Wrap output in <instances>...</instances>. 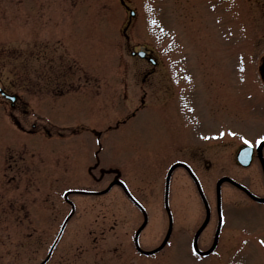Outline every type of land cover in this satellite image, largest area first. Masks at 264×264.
<instances>
[{
  "label": "rangeland",
  "instance_id": "obj_1",
  "mask_svg": "<svg viewBox=\"0 0 264 264\" xmlns=\"http://www.w3.org/2000/svg\"><path fill=\"white\" fill-rule=\"evenodd\" d=\"M126 1L135 9L129 45L122 33L128 12L120 0H0V86L20 94L29 110L13 116L0 96V264H40L71 202L74 210L44 264H264V206L231 184L224 185L230 203L223 242L201 259L191 254L188 241L205 211L196 201L193 216L194 204L185 194L194 185L183 169L176 170L173 182L172 200L180 212L174 246L151 256L139 253L133 240L142 212L120 185L109 187L118 175L146 206L138 242L143 249L157 247L168 225L161 210L167 164L159 156L165 136L173 138L177 128L172 110L163 114L145 105L117 124L141 101V75L133 70L142 58L130 54L139 43L158 49L164 63L181 64L188 81L194 65H215L209 80L224 90L229 110L199 121L198 127L206 128L199 135L214 138L223 129L231 142L221 147L223 157H217L218 148L211 150L217 167L204 174L206 189L214 194L213 180L225 172L264 192L257 162L244 168L235 159L241 137L264 135V90L255 70L259 56L251 22L261 6L241 2L249 16L241 19L238 0H230L229 8L223 0ZM261 26L264 33V21ZM150 101L162 103L156 96ZM168 102L172 105L173 97ZM31 123L83 128L49 137L29 133ZM145 147L153 151L146 158ZM226 162L228 169L219 167ZM68 190L75 191L65 197Z\"/></svg>",
  "mask_w": 264,
  "mask_h": 264
},
{
  "label": "flooded vegetation",
  "instance_id": "obj_2",
  "mask_svg": "<svg viewBox=\"0 0 264 264\" xmlns=\"http://www.w3.org/2000/svg\"><path fill=\"white\" fill-rule=\"evenodd\" d=\"M262 8L261 13L252 16L251 22L253 23V28L255 33L253 36V46L255 47L254 55L259 56V61L255 64L256 69L260 73L261 82H259L261 87H264V49L261 47L262 40L264 39V33L261 32L262 22L264 21V0H255ZM241 0H238L240 5ZM223 3L227 8L231 6L230 0H223ZM244 9V8H243ZM241 19H249L246 16L245 10ZM242 29V26H241ZM242 35V34H241ZM127 39L130 40V37ZM128 40V45H129ZM133 49L145 50L146 55L142 57V60L138 64L134 65V73H139L140 80L138 82L141 91V104L143 107L145 101V110L149 108H155V106L160 109L163 114H168L173 111V117L176 120L175 128L176 132L173 138L169 135L165 136L166 145L162 152H160L159 161L167 164L161 177L162 182V192H161V210L167 217L168 227L171 226L169 232V240L174 246L173 235L175 233L176 222H180L178 216L180 214L179 208H177L172 200L173 196V182L176 170L183 169L188 177L191 179L194 189L185 194L186 198L190 197L194 206H191L192 214L194 217L197 216L196 203L199 201L205 211V217L200 224L196 223L192 229V236H190L188 244L198 245L200 248H206L213 244L215 241V246L218 247L223 242L222 235L225 228L228 226L229 221V210L227 200L224 194V185L231 184L230 181H221L218 185V180L224 176L229 175L228 173H221L213 180L215 185L214 194L207 191L205 186V173L213 171L217 167L216 160L211 152L214 148H218L221 151V156L223 157V151L221 147L229 146V139L224 136V130L218 129V134H215L214 138L204 137L199 135V133H204L206 128H199V121L202 122L206 120L209 116H213L216 113H226L228 108V102L225 100V96L222 95L224 90L219 86L211 85L210 78H213L212 72L214 71L215 65H194L193 75L188 81L182 70V65L176 63L174 65L164 63L161 55L156 53L154 49L145 44H134ZM254 50V49H253ZM223 71V70H222ZM137 73V74H138ZM223 83V82H222ZM224 88V86H222ZM215 90L221 94V96L216 95ZM162 99V103H152L150 99L152 98ZM161 97V98H160ZM173 97V104L169 105L168 100ZM6 101V100H4ZM25 102L20 96H17L16 100L11 104L13 110H23L27 111L22 107ZM139 107L136 108V110ZM135 111L132 112V115ZM131 116V115H130ZM130 116L124 118L121 123H124ZM206 117V118H205ZM118 122L117 124H119ZM34 126V124H32ZM183 135L185 140H181ZM253 148L252 160L257 162L259 172L261 173L260 180L261 185L264 184V145L257 150L258 144H256V139H251ZM243 142H238L236 146L243 145ZM239 148V147H238ZM153 154L152 150L145 147V158ZM153 160V159H150ZM159 162V163H160ZM158 162H155L157 164ZM176 164V165H175ZM220 168H227L226 163H218ZM250 164V165H251ZM174 165V166H173ZM236 165L243 167L236 162ZM249 165V166H250ZM248 167V166H247ZM245 168V167H244ZM146 171V169H145ZM155 169L152 168L148 170V174H154ZM247 177V176H246ZM238 181L246 184L241 178ZM234 187L238 188L246 197L259 204H264V202L257 201L253 199L243 188L232 184ZM250 187V186H249ZM257 188L262 190V186L258 185ZM220 189V192H219ZM208 192V193H207ZM264 195V192L263 194ZM197 201V202H196ZM208 216L207 223L201 228L199 234L196 235L199 228L203 225L205 218ZM221 222V223H220ZM168 227L163 235V238L167 235ZM211 232V235H209ZM196 235V240H195ZM217 236V237H215ZM183 239L181 242L183 244ZM185 242V241H184ZM182 244L180 246H182ZM184 245V244H183Z\"/></svg>",
  "mask_w": 264,
  "mask_h": 264
},
{
  "label": "snow or ice",
  "instance_id": "obj_3",
  "mask_svg": "<svg viewBox=\"0 0 264 264\" xmlns=\"http://www.w3.org/2000/svg\"><path fill=\"white\" fill-rule=\"evenodd\" d=\"M233 135H235V133H233ZM241 139L244 140V143H245L246 145H249V146L252 145V141H249V140L245 139L244 137H241ZM262 142H264V135H261V136H259V137L257 138V140H256V144H260V143H262ZM260 243H261V244H264V240L260 241ZM192 253H193V255H196V249H195V248L192 249Z\"/></svg>",
  "mask_w": 264,
  "mask_h": 264
},
{
  "label": "water",
  "instance_id": "obj_4",
  "mask_svg": "<svg viewBox=\"0 0 264 264\" xmlns=\"http://www.w3.org/2000/svg\"><path fill=\"white\" fill-rule=\"evenodd\" d=\"M238 158H239L240 162H242V164H247L248 163L249 153L245 154V148L241 149V151H240V153L238 155ZM144 224H145V221H144L143 225L141 226V228L144 226Z\"/></svg>",
  "mask_w": 264,
  "mask_h": 264
}]
</instances>
